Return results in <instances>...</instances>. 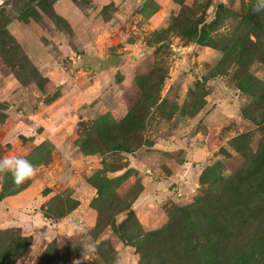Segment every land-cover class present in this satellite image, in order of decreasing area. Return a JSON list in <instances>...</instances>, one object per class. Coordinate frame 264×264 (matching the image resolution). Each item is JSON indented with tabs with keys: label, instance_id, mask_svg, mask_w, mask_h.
I'll return each instance as SVG.
<instances>
[{
	"label": "rangeland",
	"instance_id": "1",
	"mask_svg": "<svg viewBox=\"0 0 264 264\" xmlns=\"http://www.w3.org/2000/svg\"><path fill=\"white\" fill-rule=\"evenodd\" d=\"M166 2L162 8L143 0L135 9L138 0H0V157H24L35 166L21 185L0 175V194L4 182L11 192L29 191L25 201L49 224L33 229L34 220L10 215L0 205V255L21 235L31 250L36 247L28 264H76L87 246L93 250L83 264L197 263L183 250L182 260L169 258L164 242L150 244L144 253L132 245L167 226L180 208L211 197L206 193L216 178L208 170L227 179L248 164L246 155L260 151L264 12L253 11L258 0ZM158 14L161 22L151 30ZM195 28L196 40L205 37L214 45L192 43ZM120 59L128 62L126 69L97 76ZM137 68L147 73L134 75ZM126 79L135 94L121 91ZM110 100L118 103L104 109ZM68 142L87 160L71 186L60 170L71 172L72 164L61 149L56 153ZM125 142V151L112 150ZM195 145L204 148L195 152ZM181 163L197 166L198 175L176 182L172 199L159 206L141 202L149 180L169 176ZM94 176L111 181L101 195L89 184ZM69 199L87 216L85 225L71 221L69 228H54L57 219L45 216L65 214L73 205ZM121 207H130L135 218L117 233L112 221L127 219L125 211L118 213Z\"/></svg>",
	"mask_w": 264,
	"mask_h": 264
},
{
	"label": "trees",
	"instance_id": "2",
	"mask_svg": "<svg viewBox=\"0 0 264 264\" xmlns=\"http://www.w3.org/2000/svg\"><path fill=\"white\" fill-rule=\"evenodd\" d=\"M218 8L224 9L222 4ZM2 34L3 31L0 30V36ZM189 34L194 37L192 42L194 44L208 47L214 45L211 40L206 42L205 37L196 40L197 28L190 30ZM207 35L208 32H205L204 36ZM11 49L16 50L13 47ZM239 89L247 92L250 86L245 88L244 85H239ZM127 133L129 132L123 134L124 137H127ZM245 137L248 138L249 135L246 134ZM125 146L126 142L124 146L116 144L112 150L121 151ZM126 152L131 153L128 148ZM246 157L248 164L227 179L217 178L216 169L208 170L207 174L216 178L213 180L211 191L206 193L211 197L202 198L189 207L180 208L178 210L180 215L172 219L167 226L136 240L137 242L132 246L138 253H144L150 244L164 245V242L166 244L164 246L169 248L171 253L169 258L174 256L182 260L181 250H183L187 258L196 259V264H264V142L259 152L250 153ZM11 181L13 182L12 178ZM89 184L101 195L111 181L108 178L98 179L94 176ZM10 189V186L4 182L0 201L23 191L20 189L11 192ZM67 201L72 202L73 205L65 214L45 217L59 220L78 207L77 201L72 199ZM124 211L127 213V219L123 223L116 224L115 221L111 223L117 233H121L130 219L135 218L134 211L130 207L118 209L119 214ZM174 229L175 231L171 232ZM14 244V248L12 247L7 254L0 255V264H15L29 256L31 249L26 237L19 235ZM222 256L226 258H221Z\"/></svg>",
	"mask_w": 264,
	"mask_h": 264
},
{
	"label": "crops",
	"instance_id": "3",
	"mask_svg": "<svg viewBox=\"0 0 264 264\" xmlns=\"http://www.w3.org/2000/svg\"><path fill=\"white\" fill-rule=\"evenodd\" d=\"M142 1L143 0H138V4L136 5L135 9H137L140 6ZM154 1L157 4H159L160 6H162V8H166L165 5L168 4L167 3L168 1L166 2V0H154ZM161 12H163V9L161 10ZM159 17H160V14L154 15V17H152L151 22H154L155 25H154V27H151V30L156 29V27H158L157 22H161V18H159ZM190 48L192 49L193 46ZM196 48H198V47H194V49H196ZM114 59H116V58H114ZM127 63L128 62L122 61L121 59L120 60H114L113 62H111V65L109 67H106V69H103L100 72H98L97 76L100 78V77H103L104 74L109 75L110 73H112L111 71L115 72V71H120L121 69H126ZM112 65H114V66L111 67ZM142 73L145 74L147 72H141L137 68L134 72V75H142ZM220 78L225 80L226 85H229V84H227L229 81H227L225 76H222ZM220 78H218L217 80H219ZM123 82L124 83L122 85H120V87H123L121 89V91H123V90L124 91H131L130 94H135V92H134L135 87H134V84L132 83V81L130 79H126ZM226 88H227V86H226ZM230 89H228V91L232 90V89L231 90ZM105 91H106V89L104 90V92ZM101 103H103V102H101ZM117 103H118V101L113 102V103L111 100L107 101L105 103V105H103V108L104 109L110 108L113 110ZM121 104L123 105V107L128 106V104H125L123 101ZM97 107H99V105ZM207 111L208 110H206V112ZM215 113H216V110L214 112L210 113L206 117V120L214 118ZM203 148H204L203 145L198 146V147L195 145L193 147V151L199 152L200 150H203ZM60 149L62 151V154L68 156V159L70 160V163L72 164L71 165L72 166L71 172L65 171V170H60V172H61L60 178L62 179V181L70 180L68 185L71 186L72 183H74V182L76 184V179L80 175L82 176V173L86 170L85 166L87 165V160L85 159L86 157H84L81 153L78 152L77 148H75L73 143L68 142V144L59 145L57 147L56 153H58V150H60ZM74 156H76V157H74ZM57 157L59 158L60 155L58 154ZM54 158H56V157H54ZM89 169L90 168H88V170ZM174 170H176V171H174L173 173H171L167 177H164L163 174L162 175L157 174L158 176H155V178L158 180L155 179V182H153V180H149V185L147 186L145 193H143V195L140 196L141 202L149 201V205L150 206L153 205L151 207L159 206L160 203H163V201L172 199V198H170L171 197L170 195H171L172 190H175L174 185H177V184H175L176 182H181L182 184H186L189 177H196V175H198V172H199V169L197 166H194L193 164L191 165L189 163L188 164L187 163L178 164L174 167ZM85 184H86V187L88 188L87 183H85ZM28 194H29V191H25V192L19 193L18 195H14L11 197L4 198L2 200V202H0V205H2L3 209H4V207L6 209H8L10 212L9 213L10 215H14V213H18L19 216L25 217L28 220V222L30 220L31 221L34 220L33 229H43L44 226H42V225H49V224L45 218H42L40 216V213L33 212V210H32L33 204L28 203V201H25L26 199H28L27 198ZM77 210L70 213L69 215H67L64 218L57 220L53 227L55 228V226H58V225H60L62 227L63 225H65V227L69 228L75 222L78 224V226H81V227L84 226L87 216L81 215L80 213L78 214L79 211H77ZM44 220H46V221H44ZM71 221L74 223L70 224ZM5 222H6L5 220H2V223H5ZM93 224H94V220L92 222V225ZM15 227L21 228L22 226H18V225L16 226L15 225ZM61 227H59V228L61 229ZM68 228H65V230ZM61 231H64V230H61ZM23 234L27 235V237H30L32 235V233H29V232L25 233V231H23ZM35 249H36V247L35 248L32 247V250H31L29 256L26 258V261H24L23 264H28L31 260H33L32 257L35 258V255H33L35 252Z\"/></svg>",
	"mask_w": 264,
	"mask_h": 264
},
{
	"label": "clouds",
	"instance_id": "4",
	"mask_svg": "<svg viewBox=\"0 0 264 264\" xmlns=\"http://www.w3.org/2000/svg\"><path fill=\"white\" fill-rule=\"evenodd\" d=\"M253 11L256 13L264 12V0H258ZM35 174L34 164L27 158L12 155L0 157V175H10L16 185L23 184ZM92 246L84 248L82 260L76 261V264H83L84 260L90 259Z\"/></svg>",
	"mask_w": 264,
	"mask_h": 264
}]
</instances>
